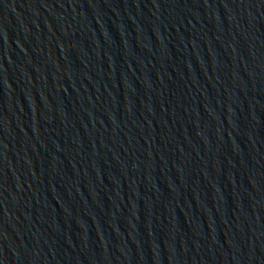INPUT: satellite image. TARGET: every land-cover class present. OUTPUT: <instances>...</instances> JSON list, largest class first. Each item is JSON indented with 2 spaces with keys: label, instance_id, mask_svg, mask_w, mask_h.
<instances>
[{
  "label": "water",
  "instance_id": "obj_1",
  "mask_svg": "<svg viewBox=\"0 0 264 264\" xmlns=\"http://www.w3.org/2000/svg\"><path fill=\"white\" fill-rule=\"evenodd\" d=\"M0 264H264V0H0Z\"/></svg>",
  "mask_w": 264,
  "mask_h": 264
}]
</instances>
